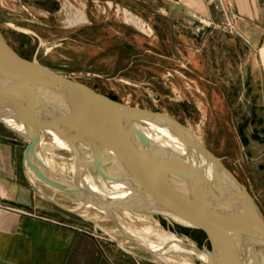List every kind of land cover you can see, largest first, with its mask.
Instances as JSON below:
<instances>
[{
  "label": "rangeland",
  "instance_id": "1",
  "mask_svg": "<svg viewBox=\"0 0 264 264\" xmlns=\"http://www.w3.org/2000/svg\"><path fill=\"white\" fill-rule=\"evenodd\" d=\"M219 3L225 12L224 3ZM126 11L147 27H137ZM79 13L86 20L70 23L69 19ZM147 13L117 0H0V34L22 57L112 98L162 111L179 120L247 187L264 213V77L255 64L258 51L248 48L246 58L244 38L232 31L222 12L212 32L206 31L198 39L189 34V43L177 47L164 41L163 33L158 32ZM247 67L248 74L253 72L248 82ZM152 129L168 143L200 152L185 134L170 126L155 123ZM0 135L19 140L25 158L28 137L1 122ZM58 153L54 157L47 153L55 170L75 175L72 151L60 149ZM204 160L212 166L207 158ZM35 182L36 186L47 184L39 177ZM58 202V209L87 229H96L110 246L126 254L133 252L142 260L147 257L161 264H185L187 255L183 252L182 258L179 254L173 235L154 234L148 228L154 226L174 234L183 246L193 243L197 248L191 254L194 262L210 261V241L198 229L154 213L144 212L143 220L121 213L119 221L130 224L133 230L128 233L113 217L97 209H91L89 216L71 211L77 204L74 198L64 200L62 195ZM142 230L154 234L156 241H144L142 238L149 234L142 236ZM167 249H173L176 256ZM260 257L264 264L263 249Z\"/></svg>",
  "mask_w": 264,
  "mask_h": 264
},
{
  "label": "water",
  "instance_id": "2",
  "mask_svg": "<svg viewBox=\"0 0 264 264\" xmlns=\"http://www.w3.org/2000/svg\"><path fill=\"white\" fill-rule=\"evenodd\" d=\"M0 91L31 101L36 111L63 120L110 152L112 165L116 167V174L109 173L110 178L127 182L143 204L137 208L129 200L128 206L204 231L211 245L207 253L212 264H247L248 251L253 264H263L260 250H264V213L236 175L189 127L173 116L112 98L22 57L1 34ZM148 121L185 134L186 140L212 163V176L191 160L161 155L142 128ZM0 122L28 137L30 142L25 150L28 162V151L38 142L35 130L40 122L30 118L28 135L1 118ZM0 139L11 140L6 136ZM96 161L101 163L99 157ZM39 176L68 190L41 173Z\"/></svg>",
  "mask_w": 264,
  "mask_h": 264
},
{
  "label": "crops",
  "instance_id": "3",
  "mask_svg": "<svg viewBox=\"0 0 264 264\" xmlns=\"http://www.w3.org/2000/svg\"><path fill=\"white\" fill-rule=\"evenodd\" d=\"M117 1L147 11L170 47L187 45L189 34L198 39L206 31L212 32L220 13H224L232 31L244 38L246 58L248 48L258 51L255 64L264 77V0ZM251 76L253 72L248 74L247 67L246 82ZM9 138L0 139V198L16 208L0 212V264H161L110 246L96 229H87L58 209L55 205H60L62 195L64 200L76 196L48 184L36 186L20 153V141ZM129 239L135 241L132 236Z\"/></svg>",
  "mask_w": 264,
  "mask_h": 264
},
{
  "label": "bare ground",
  "instance_id": "4",
  "mask_svg": "<svg viewBox=\"0 0 264 264\" xmlns=\"http://www.w3.org/2000/svg\"><path fill=\"white\" fill-rule=\"evenodd\" d=\"M126 12L128 19L137 27H144L137 16L136 18L129 13V11ZM85 20L86 18L82 13L76 14L73 18L69 19L72 24ZM34 106L35 105L29 100L0 91V118L9 126L28 135L31 131L28 123L30 118L32 120L34 119L36 122H40V125L35 130L38 142L33 149L28 151V162L26 160V168L31 180L35 182L36 177L40 178V173L43 174L44 177L50 181H55L66 189L74 191L73 195L76 196L75 199L77 200V204L72 210L78 211L84 216H89L91 209H97L118 221L122 230L132 233L133 230L128 227L130 224H128V226L122 224L118 219V215L122 213L128 217L142 219L141 216L145 213L128 206L127 202L133 200L135 204L132 205L137 208H141L143 204L127 182L123 180H112L110 178L109 173L116 174V170H114L116 167L114 163L112 165L113 158L110 152L100 148L94 141L64 123L63 120L36 111ZM155 123L158 122L148 121L142 125V128L150 136L153 147L161 155L183 157L191 160L197 166L204 169L209 177L212 176L213 167L208 162H205L204 158L206 157L201 151V153L196 151L193 152L191 149L183 148L181 145L172 142L168 143L152 129V125ZM60 149L72 151L73 164L76 172L75 175L69 176V174L65 175L67 173H58L57 170H55L47 153L53 154L51 157L59 156L60 154H57V150ZM199 154H201V156ZM98 157L101 163L96 161ZM83 172L85 174H82ZM40 179L42 180V178ZM46 183L50 186L59 188L50 182ZM148 228L153 230L154 234L157 235H173L179 246V254L182 258L184 257L183 252L187 255V258L184 257L185 264H198L191 258L192 251L194 250L195 252V250H197L193 243L183 246L179 243L180 240L174 234L158 231L154 226H148ZM142 231L143 232L140 231V233L144 234L142 236L149 234V236L142 238L144 241H156V239L153 238L154 234H150V232L146 230ZM135 242L137 241L135 240ZM137 243L142 245L139 242ZM166 245L172 248L170 242H167ZM167 250L166 252L174 257L176 256L173 249ZM246 260L247 264H253L250 251H248ZM208 264H212L211 261H208Z\"/></svg>",
  "mask_w": 264,
  "mask_h": 264
},
{
  "label": "built area",
  "instance_id": "5",
  "mask_svg": "<svg viewBox=\"0 0 264 264\" xmlns=\"http://www.w3.org/2000/svg\"><path fill=\"white\" fill-rule=\"evenodd\" d=\"M140 20V19H139ZM141 21V20H140ZM142 22V21H141ZM142 24L144 25V28L147 27V24L146 23H143ZM16 207L12 206L11 204L7 203V202H4L1 198H0V212L4 209H14ZM18 210L20 211H26L24 210L23 208H17Z\"/></svg>",
  "mask_w": 264,
  "mask_h": 264
},
{
  "label": "trees",
  "instance_id": "6",
  "mask_svg": "<svg viewBox=\"0 0 264 264\" xmlns=\"http://www.w3.org/2000/svg\"><path fill=\"white\" fill-rule=\"evenodd\" d=\"M157 134L160 135L158 132H157ZM160 136H161V135H160ZM198 230H200V229H198ZM200 231H202V230H200ZM202 232L206 235V233H205L204 231H202Z\"/></svg>",
  "mask_w": 264,
  "mask_h": 264
}]
</instances>
